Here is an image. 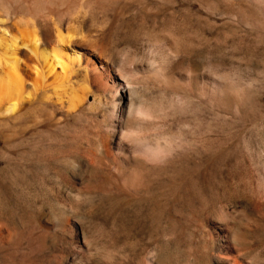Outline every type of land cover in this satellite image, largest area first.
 <instances>
[{
    "label": "rangeland",
    "instance_id": "374dc122",
    "mask_svg": "<svg viewBox=\"0 0 264 264\" xmlns=\"http://www.w3.org/2000/svg\"><path fill=\"white\" fill-rule=\"evenodd\" d=\"M3 1L15 9L0 5V43L31 44L35 28L57 45L53 16L37 14L47 4ZM225 1L105 0L104 14L62 15L79 54L64 82L0 79V224L36 242L41 222L68 219L63 242L45 238L59 264L74 245L89 264H264L263 0ZM127 115L148 127L126 128ZM28 247H0V264H24Z\"/></svg>",
    "mask_w": 264,
    "mask_h": 264
},
{
    "label": "bare ground",
    "instance_id": "6f19581e",
    "mask_svg": "<svg viewBox=\"0 0 264 264\" xmlns=\"http://www.w3.org/2000/svg\"><path fill=\"white\" fill-rule=\"evenodd\" d=\"M104 1L105 0H42L41 3H38V0H36L35 2L38 3L37 4L38 10H39L40 6L47 4L46 5L47 9L45 8L46 13L41 15L42 12L37 11V14L40 13V15L39 16L37 14L36 15L40 19H42L43 21L45 20L46 17L50 18V16H53V18H54L53 20H51V23H52V26L55 30V36L54 37L58 40L57 45H55V46H53L47 50L45 46H47V44L49 43V40L47 39V37L46 38L42 37L40 35V33H38V31L35 30V28H33L32 31L30 30L31 31L30 37L33 36V38H32L33 40L31 41V44L29 42L31 39L27 41L28 44L25 43L24 41H22V39H21L22 42L19 43L18 42L19 40L16 41L17 37L15 38V40L13 39L14 37L13 38L10 37L11 39L9 40L8 44L1 42L0 47H3L2 48L3 54L0 53V56L3 57L4 62L1 64L3 66L0 65V79H2V80L3 79L13 80L15 82L20 80L19 77H21L22 75L19 76L20 74H18L16 72V69H19L21 71V73L24 74V77H25V75H27V76H31L30 78L35 79L34 83L32 82L33 84H35L37 82L36 80L49 76V78L52 79L53 82H56L58 85H61L64 82L65 78H67L66 77L67 72L70 71V69H71V67L67 68L68 63L71 65L75 64L74 62H76L77 65L79 63L78 62V59H79L78 52L75 50L73 45L69 44V40H66L69 36L67 38L64 37V35H62L58 29L62 15L67 14L71 10H74L75 12L76 11L79 12L81 9H89V8H92L93 11L98 9V10H100V13L104 14L106 12L105 10H107L106 8H104ZM214 1L217 4L222 3V2H225V4H226L225 0H214ZM258 3L262 7V10L259 11L258 9L253 8L254 11L252 10V12L260 14L259 16H264V0L262 2L259 1ZM0 5H1L5 15H12V13L14 12L15 6L10 1L4 2L2 0V2H0ZM21 7H22V5H21ZM43 7H42V9H43ZM34 8L36 9V7H34ZM228 9L232 15L233 14H236V15L242 14V12L240 10L235 11L234 9H231V10H230V8H228ZM32 10H34V9H32ZM22 11H26V10H24V8H23ZM35 12L36 11H34V13ZM36 15L35 14L32 15V16H34V18H32V16H31L32 21H34L33 19H35ZM38 17H36V18H38ZM48 20H50V19H48ZM42 34H44V33H42ZM68 39H70V38H68ZM63 41H65L64 43H66V44H64L65 47L61 45V42L63 43ZM58 42H60V45L58 44ZM52 43H53V41H52ZM64 60H66L67 62H65ZM57 67H59V70L57 69V71H56L55 69ZM72 69H74V68H72ZM78 76H79V74H78ZM80 77L84 78L85 73ZM52 81H50V82H52ZM22 82H23V79H22ZM32 83L29 84L30 85L29 88L34 87V86L32 87ZM10 84H9V86H10ZM12 84H13V82H12ZM9 86H7V87H9ZM11 87H12V85H11ZM2 89L4 90V87ZM19 89L21 92L23 91V89H21V88H19ZM19 89L18 90L15 89L17 91V93H18ZM16 91L13 90V92H15V93H16ZM1 92H2V90H1ZM15 93H14L15 98L11 94H10V96H12L13 98L9 96V99L10 98L11 99H10V102L8 103V106L6 107L7 111H11V110L13 111V109H14L17 101H18V96H16ZM130 93H131V90L129 89L128 86L121 88L120 89V99H122L125 96H127V98H128L130 96ZM21 99H23V98H21ZM131 104L132 103H130V105ZM122 124H123V126H125L126 128H129V129H131L132 127H137V129L138 128L139 129L140 128L145 129V126H147L145 120L137 118V117H129V115H127L123 119ZM142 129H140V130H142ZM146 149H149V148L147 146H142V150H143L141 152L142 155H144L143 152H144V150L146 151ZM161 150L162 149H158L155 152H152V150H151L150 152H152V154L154 153V156H156L157 154L162 153L163 150L162 151ZM145 155H144V157H145ZM147 156H149V154H147L146 157ZM37 229H38L37 240H36V242L35 241L31 242L32 238H33V237H31L32 233H33L32 229H31V231H29L30 230L29 229L28 230L29 232L25 231L26 232L25 233L24 230L21 228H18L16 226L10 227V226L2 223V224H0V247H2V248L9 247L12 249L21 250L22 243L24 242V240H27L28 246H29L28 250L27 251H21V256L23 258L24 264H32V263H34V261L37 262L36 260H38V259H36V258L38 256H39L38 264H59V263H61L63 255H60V254H52L49 256L45 255V252L47 249L46 244H45V238H46V236L53 235L56 238H58L59 241L63 242L66 239V232H68L70 230L72 231V226H71L69 220L63 219L58 224H53V223H50L49 221H43L38 225ZM26 234H28V235H26ZM74 248H75V251H77V255L75 253H73V254L69 253L68 255H66V256H68L66 264H89L91 262V261L88 262V260L82 261L80 254H78L79 252L84 250L82 245H74L73 249ZM34 250L36 251V253L34 255H32ZM72 252H74V251H72ZM31 255L33 256L34 261L31 259ZM40 255H41V257H40ZM59 258L61 259V261H59L60 260ZM108 261L109 262L108 263L106 262V264H113V260L111 257L108 258ZM229 263L230 264H246V262L240 260V258H238L236 256L232 257L230 259ZM95 264H102V263H95Z\"/></svg>",
    "mask_w": 264,
    "mask_h": 264
}]
</instances>
